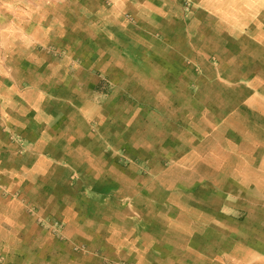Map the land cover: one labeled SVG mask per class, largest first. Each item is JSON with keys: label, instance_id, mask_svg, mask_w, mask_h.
Here are the masks:
<instances>
[{"label": "rangeland", "instance_id": "374dc122", "mask_svg": "<svg viewBox=\"0 0 264 264\" xmlns=\"http://www.w3.org/2000/svg\"><path fill=\"white\" fill-rule=\"evenodd\" d=\"M75 2L0 0V24L17 13L26 22L28 9H35L39 39L33 52L35 74L7 76L13 84L4 85L5 96L13 95L23 113L60 121L71 141L95 137L107 142L129 128L136 133L131 144L143 141L149 147L159 139L164 147L134 150L137 156L120 158L124 167L142 166L137 173L140 189L121 186L114 194L79 179L71 190L77 204L67 207L65 220L76 218L85 228L115 227L121 221L109 217L106 205L114 195L163 201L166 183L174 181L180 184L174 189L181 202L179 220L193 226L199 237L195 245L202 244L203 252L215 249L204 258L196 254L195 264H223L221 245L226 264H235L241 254L236 240L248 260L253 242L257 249L260 245L255 255L264 257V150H234L242 147V136L231 133L238 110L257 108L249 102L264 100V0L120 4L134 32L104 37L93 29L98 22L92 14L107 15L111 2L78 0L83 8L77 18L66 17L64 42L48 41L44 34L51 20L44 18V9L58 3L75 8ZM76 23L81 27L78 41ZM27 46L22 43L20 49ZM76 54L78 59L72 58ZM99 54L111 57L100 59Z\"/></svg>", "mask_w": 264, "mask_h": 264}, {"label": "crops", "instance_id": "0c3cea01", "mask_svg": "<svg viewBox=\"0 0 264 264\" xmlns=\"http://www.w3.org/2000/svg\"><path fill=\"white\" fill-rule=\"evenodd\" d=\"M109 1L107 15L92 14L93 20L104 23V26L94 24L93 29L102 37L109 34L131 35L134 31L131 23L123 17L124 7L145 0ZM74 4L75 8L73 4L58 3L44 9V18L51 20L48 34L43 33L48 41L64 42V33L68 28L66 17L77 18L83 8L82 3L78 5V0ZM20 16L21 13H17L11 22L0 24V262L195 264L196 254H212L215 250L213 246L205 253L202 244L195 245L199 237L193 226L180 221L176 215L181 202L174 189L179 188V182L166 183L163 201L153 202L137 195L123 198L114 195L113 202L110 204L112 200L109 199L106 205L109 217L121 221L115 227L102 229L92 225L85 228L76 218L65 220L67 207L72 201L77 204V199L71 197V190L79 179H88L94 187L106 189L109 193L113 191L114 194L121 186L137 190L141 182L137 173L142 172V166L124 167L119 162L120 158L129 160L137 156L134 150H163L164 146L159 139L149 147L143 141L131 144L130 137L136 136V133L133 134L129 128L124 130L125 135L117 138L112 133L107 142L95 137L83 142L71 141L69 139L73 137L70 138L67 130L58 125L60 121L48 117L44 120L41 114L30 116L23 113L18 100L13 95L5 96L4 92L5 84H13L10 82L13 78L7 76L35 74L33 52L39 40L35 9H28L24 17L26 22L20 21ZM80 23L82 27V21ZM81 27L78 23L73 27L76 39ZM22 43L28 44L27 50L20 49ZM103 55L99 54L98 58L106 60L111 57ZM77 56L72 58L78 59ZM115 58H120V55ZM97 68H100L99 63ZM124 72L131 74L128 69ZM254 102L258 104L257 108L242 106L234 117L236 126L231 133L242 136V147L237 146L234 150H264V100L256 99L249 103ZM115 150H122V154ZM153 191L158 192L156 189ZM164 204H169V207H164ZM92 215L95 217V212ZM209 233L206 234L212 239ZM204 234L200 231L198 235L202 237ZM256 236L259 243L260 239ZM252 244V257L248 260L236 240V252L241 250V254H237L235 264H264V257L255 255L259 254L260 245L257 249L254 242ZM223 247H220L221 259L226 264Z\"/></svg>", "mask_w": 264, "mask_h": 264}]
</instances>
